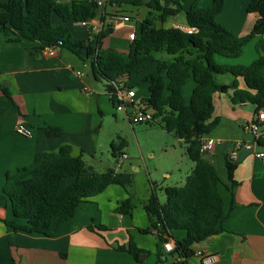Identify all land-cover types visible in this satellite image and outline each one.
Listing matches in <instances>:
<instances>
[{
	"label": "crops",
	"instance_id": "crops-1",
	"mask_svg": "<svg viewBox=\"0 0 264 264\" xmlns=\"http://www.w3.org/2000/svg\"><path fill=\"white\" fill-rule=\"evenodd\" d=\"M8 1L0 0V3ZM54 1L64 4L74 0ZM132 1H138L136 6L144 5L147 9L154 2L114 0V3H107L101 8V20L95 19L91 25L98 26L103 17L107 21L112 16H130L123 9V4H132ZM192 1L188 0V6L182 8L187 9ZM248 2L224 0L217 22L235 36L247 35L256 19L255 15L246 12ZM149 12L154 14L152 10ZM73 24L84 30L78 23ZM164 26L181 30L187 28L182 12L167 18ZM132 29L136 30V25L114 23L103 39L102 47H113L126 53L127 50L114 47L112 39H121L129 45L131 41L127 39V34ZM84 32L87 35V30ZM257 51L260 54L255 53L252 61L264 54V49L258 48ZM240 57L233 59L232 64L219 61L221 65H246ZM219 61L217 63L220 64ZM90 67L88 61L67 49H57L55 56H49L38 42L12 43L0 34V264H138L130 254L118 250V247L128 246L130 240L137 249L145 252L140 256L143 264H199L195 255L197 251L215 254V264H264V161L253 154V151L264 153V142L252 151L243 148L235 151V168L230 181L226 160L234 143L253 140L246 125L257 114L253 104L231 103V92L212 96V119H217L218 123L205 137L215 141V145L211 152L203 154L219 180L217 191L223 207L220 232L196 245L193 256L183 259L168 253L153 231L141 232L149 228L143 207L148 202L151 189L144 175L131 178L126 173L121 174L119 169L125 158L119 168L116 164L110 167L120 184H111L102 193L81 203L72 218L58 228L54 237L14 231L6 225L12 219L2 190L8 172L29 165L36 153H57L64 146L70 148L73 157L83 158L88 154L95 159L103 120L111 115L114 107L106 94V85L99 89L92 83L91 78L95 83L97 81ZM154 70L155 65L150 72L136 77L142 81ZM77 73L81 75L78 77ZM132 78H129L131 86ZM217 80L225 85L232 83L229 76H220ZM237 83L239 89H246L241 79H237ZM185 86L182 96L187 103L194 83L187 89H184ZM2 90H6L9 97ZM19 122L31 130L29 136L16 133L15 127ZM47 130H56L57 133L49 135ZM140 154L143 158L142 148ZM131 168L140 171L138 166L132 165ZM145 170L150 185V173ZM126 200L130 201L127 213H115V209ZM88 225L100 229L91 231ZM184 237V231L173 230L167 241L175 245ZM158 253L162 255V263H158Z\"/></svg>",
	"mask_w": 264,
	"mask_h": 264
},
{
	"label": "trees",
	"instance_id": "trees-1",
	"mask_svg": "<svg viewBox=\"0 0 264 264\" xmlns=\"http://www.w3.org/2000/svg\"><path fill=\"white\" fill-rule=\"evenodd\" d=\"M132 4L138 5V1H132ZM223 6L224 0H193L187 9H183L179 0H154L148 5L154 14L149 12L139 25L136 23L135 38L125 53L113 47H102L106 37L104 31L99 34L89 32L90 23L99 11L94 0H74L64 4L54 0L0 3V34L8 42H38L41 48L60 42L59 48L89 62L92 76L96 81L105 82L106 91L111 90L109 84L117 78L141 76L155 65V70L142 80L148 84V96L142 100L152 111V119L146 124L157 123L163 131L181 141L193 168L182 186L163 189L164 203L159 202L152 184L150 197L143 207L149 228L141 232L153 231L158 241L165 243L173 230L184 231L185 237L175 242L171 252L180 258L193 256L196 245L218 234L223 218L222 199L217 191L218 177L211 163L200 153L202 138L218 123L217 119H212L213 94L231 92V103L253 104L257 113L264 109V76L261 74L264 54L249 66L221 65L215 61V57H240L244 47L255 37H261L264 42V0L247 3L246 12L255 15L256 19L251 31L241 37L217 22ZM181 12L187 28L193 29L190 34L164 26L167 18ZM82 22L87 24L83 27L87 35L78 40L71 36L68 24ZM157 55L170 57L160 60ZM220 76L231 77L232 83L218 82ZM237 79L244 82L246 89L238 88ZM188 80L194 83V88L185 103L182 89ZM2 92L9 97L6 90ZM47 133L54 135L57 131L47 130ZM127 145L123 137H117V141L111 143V156L116 162L126 155ZM226 168L228 179L232 181L235 164L228 158ZM111 184H120L112 169L95 171L85 164L82 156H71L68 146L57 153H36L29 165L6 174L2 190L12 215L6 225L14 231L54 237L81 203L102 193ZM129 203V200L121 203L115 213H127ZM87 228L94 231L99 227L88 225ZM118 250L127 252L138 264H143L140 256L145 252L137 249L132 240ZM157 257L158 263H162L161 253Z\"/></svg>",
	"mask_w": 264,
	"mask_h": 264
},
{
	"label": "rangeland",
	"instance_id": "rangeland-1",
	"mask_svg": "<svg viewBox=\"0 0 264 264\" xmlns=\"http://www.w3.org/2000/svg\"><path fill=\"white\" fill-rule=\"evenodd\" d=\"M147 1V0H142ZM188 0H180L182 7L188 6ZM123 4V9L127 11L131 18L130 22L124 23L127 26L135 27L140 22L148 17L150 11L144 5L136 6L133 4ZM187 4V5H186ZM205 5V3L203 4ZM109 9V6H108ZM101 10L98 11L96 20H101ZM70 34L73 38L82 40L85 38L86 33L79 26H75L73 23L68 24ZM137 29V28H136ZM133 30V29H132ZM259 44V45H258ZM112 45L117 49L127 50L128 44L126 41L121 39H112ZM258 48L264 49V42L261 37L253 38L243 50V54L240 57L241 61L246 65L237 66H249L253 61V56L258 53ZM61 49V48H59ZM257 51V52H256ZM260 54V52L258 53ZM157 58L161 60H167L170 56L157 55ZM259 57V56H258ZM257 57V58H258ZM216 62L225 61L233 63V59H225L216 57ZM219 61V62H220ZM237 61V60H236ZM220 62V64H222ZM236 66V65H234ZM153 66H150L147 72L152 70ZM264 71V70H263ZM262 71V75L264 73ZM90 74V73H88ZM91 77V76H90ZM92 83L99 89H103L105 84L104 81H97L96 83L92 80ZM132 88L136 92L137 99L147 98V83L142 82L140 77L134 76L132 78ZM136 82V83H135ZM192 86L191 80L187 81V85ZM101 134L99 137V143L97 145L95 159L93 160L90 155L85 154L83 160L85 164L93 167L97 172L106 171L107 168L112 167L116 164V167H120V164L114 162L111 156V143L117 141V137H123L127 141V147L125 149V159L119 171L126 173L131 178H136L139 175H144L148 188L152 189L154 186L155 192L158 196L159 202H165V196L163 189L171 186H182L185 182L186 176L190 173L193 168V163L188 159L185 152V145L176 139L172 134H168L161 129V127L155 123L152 125L148 124H132L130 125L124 112H119L116 109H112V113L106 116L101 126ZM142 148V157L140 150ZM124 159V160H125ZM143 160L145 164L143 163ZM132 165L138 166L140 171H135L131 168ZM147 166V168H146ZM150 173L151 183L149 185L148 174Z\"/></svg>",
	"mask_w": 264,
	"mask_h": 264
},
{
	"label": "built area",
	"instance_id": "built-area-1",
	"mask_svg": "<svg viewBox=\"0 0 264 264\" xmlns=\"http://www.w3.org/2000/svg\"><path fill=\"white\" fill-rule=\"evenodd\" d=\"M98 6V9L101 10L107 3L113 0H94ZM131 18L128 16H112L111 19L107 21H102L98 26H92L90 23V28L88 29L92 34H99L101 31L112 29V26L116 22L127 23L130 22ZM82 27H87L85 22L78 23ZM110 30V29H109ZM183 31L187 33H191L193 31L192 28H185ZM135 30H132L127 34V39L129 41L134 40ZM58 45H52L44 47L43 50L49 56H55L57 49H59ZM81 74L77 73L79 77ZM129 78L127 76H122L117 78L115 81H112L109 86L111 90L106 91L108 98L113 101V107L119 112H124L126 118L129 123L132 124H146L152 119V111L147 107L146 103L142 99H137L136 92L132 87H130ZM246 130L252 135L253 140L251 142H240L237 141L233 145V150L229 154V161L233 163L235 159V151L238 149H245L246 151H252L256 146L260 143L264 142V110H260L255 119L249 122L246 125ZM16 133L29 136L31 134V130L25 126L23 123H17L15 127ZM215 141L203 137L200 145V153L206 154L211 152L214 148ZM253 154L256 158H259L264 161V153L253 151ZM125 156L121 157L117 160V164H120L122 159ZM175 248L174 243L165 242L163 243L164 251L171 253ZM195 255L199 258V264H215L217 262V256L215 254L206 253L204 251H197ZM184 259V258H183Z\"/></svg>",
	"mask_w": 264,
	"mask_h": 264
},
{
	"label": "water",
	"instance_id": "water-1",
	"mask_svg": "<svg viewBox=\"0 0 264 264\" xmlns=\"http://www.w3.org/2000/svg\"><path fill=\"white\" fill-rule=\"evenodd\" d=\"M104 32L106 35H108L110 33V30H105Z\"/></svg>",
	"mask_w": 264,
	"mask_h": 264
}]
</instances>
